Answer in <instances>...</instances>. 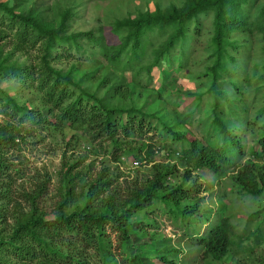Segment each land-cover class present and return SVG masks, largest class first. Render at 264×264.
<instances>
[{
	"label": "rangeland",
	"instance_id": "1",
	"mask_svg": "<svg viewBox=\"0 0 264 264\" xmlns=\"http://www.w3.org/2000/svg\"><path fill=\"white\" fill-rule=\"evenodd\" d=\"M185 1L0 0L14 13L32 15L54 30L59 28L62 14L68 11L71 16L67 27H64L63 36L93 34L98 40L97 45L81 36L74 42L67 41L55 46L51 57L47 58L49 67L69 76L77 86L67 85L72 91L71 96L65 98L61 106L65 108L71 100L80 98L82 104L91 109L97 99L109 108H132L152 116L145 124L151 123L152 128L161 130L160 136H155L151 143L162 148L153 161L175 164L179 171L167 181L168 187L179 183L180 174L187 168L179 156L172 154L167 158V151L163 149L165 145L179 153L188 146L187 142L193 141L199 146H226L213 123L214 96L210 92L213 81L220 92L217 115L243 147L241 156L232 148L229 153L235 157L236 166L243 168L248 161L264 165V160H255L250 155L252 147L258 149L260 127L264 123V116H258L264 108V32L256 27L264 0H250L245 8L249 12L250 26L231 33L232 47L227 48L229 61L224 64L226 70L217 72L216 77L209 76L215 61L211 48V13L199 17L197 30L192 22L183 44L175 46L168 59L162 57L158 66L149 73L145 69L140 73L136 70L121 73L100 56L99 45L104 39L109 45L117 40L110 32L115 22L180 9ZM9 23L8 16L0 10V65L28 71L30 76L8 69L0 70V90L23 109L22 114L31 117L40 115L45 122L39 125L35 120L19 122L23 115L6 107L0 93V127L14 133L19 129L18 125L21 131L13 149L6 150L0 146V153L6 155L9 162L8 174L11 177L2 178L3 184L0 182V264H39L36 258L19 262L11 250L25 244L11 240L15 227L24 219L38 216L48 222L54 220L60 207L65 213L73 211L75 207L83 208L88 188L104 174V170L106 175L103 180H111L112 184L109 190L98 194L92 206L103 207L101 200L105 201L109 196L123 201L128 187L135 181L142 182L149 178L151 171L146 158L138 155L139 164L134 161L137 152L133 147L140 142L134 135L127 137L120 131L116 134L114 140L136 144L131 145L132 152L125 148L114 159L113 141L97 138L95 130L88 125L60 120L62 107L56 108L45 98L54 76L48 75L44 67V41L21 42L17 38L19 25ZM165 39L166 36L156 34L150 39L141 66L152 63L154 52L162 49ZM63 84H67L65 80L60 82L59 87ZM10 123H13L15 130ZM164 125L184 140H172L171 134L165 132ZM236 170L226 165L218 174L207 169L192 170L193 177H197L195 181L200 185L199 216L210 222L214 221L216 215L222 214L230 219L235 228V245L230 248L222 264H264V225L257 243L253 237L257 223L264 222V194L253 199L242 191L238 192L232 179L234 176H231ZM192 181L184 188L189 189ZM5 183L9 187H5ZM41 186L42 192L36 199H25L27 195L37 194ZM8 198L13 203H8ZM15 201L21 203L23 216L12 213ZM186 205H190L189 202L182 200L180 208ZM170 210L172 205L154 201L144 211L133 215L130 240L126 244L121 245L112 237H103L99 242L101 250L95 246L86 248L79 240H69L70 237L65 234V238L54 241L55 248L82 264H130L136 253L144 264H166L162 257L173 264H202L200 252L190 249V242L205 232L206 224L192 232L188 240V234L181 230V217L177 213L170 214ZM254 212L259 213L257 219L249 218ZM18 218L21 219L16 221ZM191 221L196 222L194 218ZM44 239L48 241L50 238L44 236ZM31 249L44 263L37 244L31 245ZM176 250H180L179 253Z\"/></svg>",
	"mask_w": 264,
	"mask_h": 264
},
{
	"label": "trees",
	"instance_id": "2",
	"mask_svg": "<svg viewBox=\"0 0 264 264\" xmlns=\"http://www.w3.org/2000/svg\"><path fill=\"white\" fill-rule=\"evenodd\" d=\"M250 3V0H186L185 4L180 9H172L166 13L154 12L140 15L136 19H125L117 21L111 26L110 32L112 36L117 37L114 44L109 45L104 39L100 44V56L107 62L114 70L123 72L136 70L141 72L145 69L147 73L151 72L153 67L158 66L162 57L171 55L173 48L177 45L183 44L188 27L192 22L195 23V30L199 26V17L201 15H213V36L211 39V48L215 61L213 68L210 69L209 76L216 77L217 72H225V62L229 61L227 48L232 47L230 37L233 31H243L249 27V12L245 9ZM0 10H2L9 18L10 25H19V33L17 38L21 42L34 40L35 42L44 41V67L48 75L54 76V82L47 92L46 100L53 103L56 108H60L61 103L65 98L69 99L71 92L67 85L74 84L69 76L61 75L58 71L52 69L47 64V58L51 57L50 53L55 46L61 45L63 42L72 41L85 36L89 41L98 44V40L92 33L75 34L72 36H63L64 27H67V22L70 19L68 11L64 12L58 29L54 30L50 25L43 24L38 18L32 15H23L14 13L6 4L0 2ZM256 27L264 32V7L261 9ZM166 36L165 42L161 45L160 51L154 52V57L150 65L143 67L141 63L144 59L145 52L150 39L154 36ZM8 69L10 72L21 73L25 76H30L28 71L21 69L7 67L0 65V70ZM66 81L67 84L61 85V81ZM210 92L214 96L213 123L217 129L218 135L225 143V147H229V152L225 147L213 148L210 146H199L197 142H187V147L181 153L169 150L171 146H164L163 149L167 151V158L172 154L179 156L182 163L185 164L186 170L181 175L179 183L173 187L167 186V181L179 173L175 164L169 162L157 163L153 158L158 152L162 151L161 147H156L151 143L155 136H160L161 130L151 127V123L145 124L152 116L143 114L139 110L132 108H109L103 104L101 100L95 101L96 105L93 108L85 107L80 98L71 100L69 105L62 107L60 112V120L62 122H69L70 124L88 125L95 130L97 138H105L114 142V159L116 155L127 148L132 152L131 145L136 144L132 141L114 140L116 134L124 132L127 137L135 136L140 139L137 146L133 147L136 150L134 161L139 164V158H146V163L150 165L151 175L144 181H135L127 189V196L125 200L119 201L112 197H108L103 207L94 208L92 203L98 199L100 192L109 190L112 184L111 180L104 181V174L90 185L86 192L85 206L83 208L75 207L69 213H65L63 207H60L53 221H44L40 217H30L24 219L15 227L11 240H18L25 244L18 247H12L15 258L21 262L26 260L38 259L39 264H48L55 261L59 264H82L74 257H68L61 251L55 248L54 241L56 239L65 238V234L69 236V240L83 243L87 248L95 246L101 250L99 246L100 240L105 237H112L119 244H126L130 240L131 217L146 209L154 201H159L163 204L172 205L170 214L177 213L181 217V230L186 232L189 240L192 232L199 230L200 226L206 224L205 232L198 237H194L190 243V249L200 252V260L202 264H222L223 259L229 254L230 248L235 245V228L230 222V219L222 214L216 215L214 221H207L200 217V200L199 197V183L195 181L197 177H193L192 170L207 169L212 173H220L223 165L229 166L232 169H237L231 176L238 192H244L253 199H256L264 194V165H258L246 162L243 168L236 166L235 157L230 156L231 148L235 150L240 156L243 154V147L233 136L231 130H228L224 122L218 117L217 111L219 108L220 92L216 89L214 81L211 83ZM84 93L83 91H81ZM4 97L6 107L12 111L22 112L23 109L19 107L14 100L9 97L4 91L0 90ZM22 114V113H21ZM23 118H19V122L28 120L39 125L45 122V118L38 115L26 116L22 114ZM259 117L264 116V108L260 111ZM11 124V123H10ZM14 129L13 123L11 124ZM19 129L10 133L6 127H0V146L11 150L16 146V139L20 137L21 131ZM15 130V129H14ZM166 133L171 134L172 139H183L179 134H175L169 127L164 125ZM155 131V132H154ZM150 134V137H148ZM172 139V140H173ZM256 150L254 147L250 149V155L253 159L261 161L264 160V123L260 127V136L257 140ZM228 149V148H227ZM122 150V151H121ZM230 153V154H229ZM140 155V156H138ZM118 156V155H117ZM6 155L0 153V182L2 178H11L9 172V162L5 158ZM166 158V159H167ZM72 168V167H70ZM84 180V179H82ZM192 181V186L185 189L184 186ZM5 187L9 184L5 183ZM37 194L27 195L29 200H34L42 192V186L37 189ZM101 194V193H100ZM24 197V196H23ZM189 202L185 208H180L181 201ZM8 203H13L11 199H7ZM21 203L16 202L12 206V213H20L22 215ZM98 209V210H97ZM200 215V216H199ZM259 213L254 212L249 215V218L257 219ZM23 216V215H22ZM21 216V218H22ZM16 219L18 221L19 219ZM195 219L192 223L191 219ZM198 220H197V219ZM199 221V223H198ZM262 225L264 222H258L255 232L253 234L254 242H258V238L262 235ZM191 229V230H190ZM190 232V234H189ZM43 234V235H42ZM79 236L76 237L75 236ZM47 236L48 241L44 239ZM75 236V237H74ZM185 237V236H184ZM26 240V241H25ZM79 240V241H78ZM194 241V242H193ZM37 244L38 253L42 254L43 262L39 261V256L31 249V245ZM9 246L10 242L7 243ZM11 248V247H10ZM36 248V245H35ZM180 250L175 252L179 253ZM36 256V257H35ZM162 261L166 264H173L162 257ZM130 264H144L141 257L136 253L132 256Z\"/></svg>",
	"mask_w": 264,
	"mask_h": 264
},
{
	"label": "built area",
	"instance_id": "3",
	"mask_svg": "<svg viewBox=\"0 0 264 264\" xmlns=\"http://www.w3.org/2000/svg\"><path fill=\"white\" fill-rule=\"evenodd\" d=\"M136 163V162H135ZM137 164V163H136Z\"/></svg>",
	"mask_w": 264,
	"mask_h": 264
}]
</instances>
